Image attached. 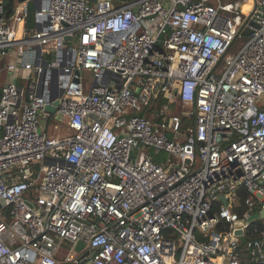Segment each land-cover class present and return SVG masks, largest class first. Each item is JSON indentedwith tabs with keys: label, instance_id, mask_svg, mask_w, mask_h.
Masks as SVG:
<instances>
[{
	"label": "built area",
	"instance_id": "1",
	"mask_svg": "<svg viewBox=\"0 0 264 264\" xmlns=\"http://www.w3.org/2000/svg\"><path fill=\"white\" fill-rule=\"evenodd\" d=\"M4 48L0 264H55L63 247L75 263L79 240L90 264H264V223L249 227L264 207V0H23L10 17L0 0ZM161 94L158 121L135 113Z\"/></svg>",
	"mask_w": 264,
	"mask_h": 264
},
{
	"label": "trees",
	"instance_id": "2",
	"mask_svg": "<svg viewBox=\"0 0 264 264\" xmlns=\"http://www.w3.org/2000/svg\"><path fill=\"white\" fill-rule=\"evenodd\" d=\"M17 2H18V0H4L5 12H6L7 17H10L13 14L15 7L17 5ZM27 7H28V12L26 15V26H27V28H31L33 26V21H34V19H33V10H34L33 9V3L29 2ZM16 81L18 84H21V79H19V77H17ZM167 102H168L167 98H165L163 96V94H161L159 96V98L154 103H152L151 105L145 106L143 109L135 111V113H137L138 115L147 116L154 122L158 121L159 117L155 116V112L158 109H160L161 107H163ZM179 103H180V101L176 99V100L169 102L168 104H169V107H174V106H177ZM180 123H181L180 130L182 132L188 131V129L193 125V118L191 116H184L183 115V116H181V122ZM158 158L159 157L156 156L154 158V160L159 161ZM246 196H247V191L243 187H240L237 191L238 203L234 207V210H236L240 214L244 210V205L242 204V200ZM218 207H219V205L217 204L215 206V208H218ZM263 223H264V218H258V219L253 220L250 223L249 227L260 229L262 227ZM221 225H223V223ZM256 234L257 233H255V235ZM201 239L205 240V237L204 238L201 237Z\"/></svg>",
	"mask_w": 264,
	"mask_h": 264
},
{
	"label": "rangeland",
	"instance_id": "3",
	"mask_svg": "<svg viewBox=\"0 0 264 264\" xmlns=\"http://www.w3.org/2000/svg\"><path fill=\"white\" fill-rule=\"evenodd\" d=\"M248 39V35H244V36H241V37H236V39L233 41L231 47L229 48V50L227 51V53H235L243 44L244 42ZM9 60L11 59L10 57V52H6V53H3L0 55V67H3V65L5 64V62L3 60ZM221 64L222 66L224 67V60L221 61ZM82 76H83V80H84V83H85V88L87 89L88 86L92 83V80H93V77H92V73H91V70L89 69H85L81 72ZM21 79V78H19ZM23 86L27 87V80L26 79H23ZM118 82H120V79H116ZM260 105V104H259ZM167 114L168 115H171V114H174V113H178L180 116H185V115H188V108L185 107L184 105H182L181 103H179L177 106H174V107H169L167 110ZM185 113V114H184ZM187 113V114H186ZM59 124H64V121L63 122H54V120H51L48 125H49V130L48 132L50 134H65L67 131V129H65L63 126H60L61 129H59L57 132L55 130V125H59ZM63 128V129H62ZM143 149V152L144 153H155V155L159 156V157H165V153H161V152H158L154 149H151V148H148L147 146H143L142 147ZM199 165V164H198ZM60 252L62 253L63 255V252H64V248H61L60 249Z\"/></svg>",
	"mask_w": 264,
	"mask_h": 264
},
{
	"label": "water",
	"instance_id": "4",
	"mask_svg": "<svg viewBox=\"0 0 264 264\" xmlns=\"http://www.w3.org/2000/svg\"><path fill=\"white\" fill-rule=\"evenodd\" d=\"M18 1H23V0H18ZM254 26L257 25V23L255 21H252L251 22ZM252 32V29L246 27L242 30V34L244 35H249L250 33ZM66 40H70L71 37L70 36H66L65 37ZM1 52H7V48H4L1 50ZM39 53V50L37 49V54ZM138 91V89H137ZM56 96H54L52 98L53 102L51 104H47L45 106V110L46 111H50V112H53L55 110V106L57 105L58 103V99H55ZM220 200L225 204L226 203V198L224 196H220ZM5 204V201L3 198H0V206L1 205H4ZM258 218H264V207L259 211V212H254L251 217H250V221L252 220H255V219H258ZM235 224L238 226V225H242L243 224V221L242 220H239V221H236ZM234 233L235 235L238 236L239 240L241 243H244L245 241V238H244V232H243V229L242 228H237L234 230ZM74 250L77 252V256H76V262L75 263H72V262H69V261H60V262H57L55 264H90L89 263V259L92 255L91 251L89 248L86 247L85 245V242L83 240H79L77 241V243L74 245Z\"/></svg>",
	"mask_w": 264,
	"mask_h": 264
},
{
	"label": "crops",
	"instance_id": "5",
	"mask_svg": "<svg viewBox=\"0 0 264 264\" xmlns=\"http://www.w3.org/2000/svg\"><path fill=\"white\" fill-rule=\"evenodd\" d=\"M240 1V3H241V1H244V0H239ZM250 1V0H249ZM33 9H34V5H33ZM11 56V55H10ZM11 58H13V57H11ZM4 62H8V61H10V59L8 60H3ZM26 73H27V71L26 70H24V69H20L17 73H16V76L17 77H19V78H21V84H19L20 86H22L23 87V79H25V75H26ZM7 77H8V72L6 71V69H4L3 67H0V90H1V87H2V85H3V83L5 82V80L7 79ZM63 129V128H62ZM64 248V252H65V247H63ZM64 252H63V255H64ZM63 255H62V253L61 252H59L58 253V255H57V259H58V262H60V261H62V259H63Z\"/></svg>",
	"mask_w": 264,
	"mask_h": 264
},
{
	"label": "bare ground",
	"instance_id": "6",
	"mask_svg": "<svg viewBox=\"0 0 264 264\" xmlns=\"http://www.w3.org/2000/svg\"><path fill=\"white\" fill-rule=\"evenodd\" d=\"M250 1L249 0H244L241 1L240 5L242 6L243 10H246L249 7ZM20 28H21V24H20ZM20 34V29L17 31V35ZM59 129H61V127H59Z\"/></svg>",
	"mask_w": 264,
	"mask_h": 264
}]
</instances>
